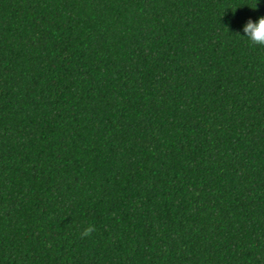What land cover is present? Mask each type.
<instances>
[{
	"label": "trees",
	"instance_id": "trees-1",
	"mask_svg": "<svg viewBox=\"0 0 264 264\" xmlns=\"http://www.w3.org/2000/svg\"><path fill=\"white\" fill-rule=\"evenodd\" d=\"M262 16L0 0V264H264Z\"/></svg>",
	"mask_w": 264,
	"mask_h": 264
},
{
	"label": "clouds",
	"instance_id": "clouds-1",
	"mask_svg": "<svg viewBox=\"0 0 264 264\" xmlns=\"http://www.w3.org/2000/svg\"><path fill=\"white\" fill-rule=\"evenodd\" d=\"M242 32L243 35L240 36L245 38L250 46L264 47V16L259 17L255 21L249 19L242 26ZM92 231H93V227L89 225L81 232V236L86 237Z\"/></svg>",
	"mask_w": 264,
	"mask_h": 264
}]
</instances>
